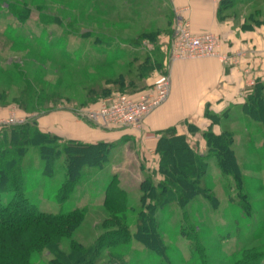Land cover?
<instances>
[{
    "label": "rangeland",
    "instance_id": "rangeland-1",
    "mask_svg": "<svg viewBox=\"0 0 264 264\" xmlns=\"http://www.w3.org/2000/svg\"><path fill=\"white\" fill-rule=\"evenodd\" d=\"M7 1L30 9L24 21L11 13ZM164 1L0 0V136L8 132L9 118L22 124L52 109L81 119L79 112L94 110L104 98L153 88L168 74L164 66L176 21ZM241 7L246 15L264 18V0H244ZM151 32L156 33L152 40L146 36ZM147 55L155 68L143 79L136 69ZM227 122L240 180L237 183L222 173L215 157L209 156L201 183L212 190L217 203L212 205L199 194L184 209L172 203L158 210L166 261L132 237L140 208L139 183L147 171L138 146L130 140L123 148L114 143L102 168H85L64 198L58 193L65 179L62 156L54 160L50 172L43 173L44 162L30 146L20 165L22 200L37 212L82 208L83 219L59 238L56 225L45 219L25 231L0 233V264H70L79 245L99 251L94 264H234L243 255L264 252V142L254 154L257 136L248 142L239 118ZM205 130L199 132L203 140ZM190 131L198 130L190 126ZM260 137L264 141V135ZM113 173L127 194L124 220L130 238L107 246L101 235L110 225L102 228L100 223L114 216L102 203ZM10 195L0 192L1 202L6 203Z\"/></svg>",
    "mask_w": 264,
    "mask_h": 264
},
{
    "label": "trees",
    "instance_id": "trees-1",
    "mask_svg": "<svg viewBox=\"0 0 264 264\" xmlns=\"http://www.w3.org/2000/svg\"><path fill=\"white\" fill-rule=\"evenodd\" d=\"M6 6L21 21H24L30 13V9L23 3L14 5L7 1ZM263 21L264 19L257 22ZM155 35L156 33L151 32L146 36L152 40ZM154 68V61L147 55L137 67V75L144 79ZM164 69L167 71L168 61H166ZM123 81L119 83H123ZM133 81H130L129 84H133ZM262 88L263 86L259 84L252 87L250 95L242 105V110L249 117L264 124ZM141 89H144V85L137 91ZM104 94L102 93V95ZM49 111L52 109L42 111L40 116ZM206 116L211 119L212 123L217 118L208 111H206ZM37 117L35 115L22 124H9L8 132L5 131L0 136V192L11 193L6 203H2L0 199V233L25 231L31 224L45 219L49 224L56 225L55 236L59 238L82 221L84 211L82 208H73L56 214L37 212L33 206H28L22 200L24 194L20 165L28 148L34 147L44 162L43 173L50 172L54 166V160L62 156L65 179L58 193H61V198H64L73 190L76 182H79L84 176L85 168L86 170L88 168L96 170L104 166L108 161L109 151L114 146V142L90 143L73 139L61 140L60 136L39 129L36 122ZM203 137L206 149L200 153L194 145L189 143L185 135L176 134L173 127L160 131V137L156 144V152L159 155L156 173L147 172L139 183L140 208L136 212L134 224L136 230L132 237L145 248L152 250L162 261H166L167 247L158 232L156 217L158 210L172 203L184 209L187 203L199 194L212 205L217 203L212 190L207 186H202L201 183V178L206 173L209 156H214L219 170L222 173L230 174L237 183L241 177V170L231 146L233 132L223 130L216 134L211 130V127H208L203 132ZM156 174L161 175L157 180L154 177ZM118 181V176L113 173L104 189L103 206L114 213V216L105 217L100 223L102 228L110 225L103 230L101 235V238L104 237L108 240L107 246L127 242L130 238L124 220L127 194L119 186ZM78 247V252H74L76 256L70 261V264H94L95 259L99 256V251L92 247L86 249L81 248L80 245ZM253 253V255H243L234 264H264V252Z\"/></svg>",
    "mask_w": 264,
    "mask_h": 264
},
{
    "label": "crops",
    "instance_id": "crops-1",
    "mask_svg": "<svg viewBox=\"0 0 264 264\" xmlns=\"http://www.w3.org/2000/svg\"><path fill=\"white\" fill-rule=\"evenodd\" d=\"M244 0H167L170 12L189 21L193 32L208 30L221 38V50L229 55L227 63L212 56L170 61L168 76L170 94L143 121L142 127H101L87 119L55 110L38 116L42 131L64 139L83 142H114L122 146L134 140L145 161L144 171L157 168L156 144L160 131L174 128L185 135L203 153L205 143L199 132L211 127L218 134L230 130L227 120L239 118L245 139L258 142L252 146L256 154L263 143L264 124L249 117L242 105L255 84L262 85L264 99V18L245 14ZM238 5V7L236 6ZM235 7V9H234ZM206 111L216 116L215 122ZM190 126L198 130L190 131ZM231 131V130H230ZM253 136V137H252ZM262 138V139H261ZM252 142V141H251ZM119 143V144H117ZM114 144V146H115ZM252 144V143H251Z\"/></svg>",
    "mask_w": 264,
    "mask_h": 264
},
{
    "label": "built area",
    "instance_id": "built-area-1",
    "mask_svg": "<svg viewBox=\"0 0 264 264\" xmlns=\"http://www.w3.org/2000/svg\"><path fill=\"white\" fill-rule=\"evenodd\" d=\"M175 24L170 37L168 67L171 60L212 56L227 63L229 55L221 50V38L214 32L204 30L192 31L189 21L174 16ZM170 94L169 76L156 82L153 88L142 90L136 94H119L104 98L94 110L81 111L78 115L101 127H136L142 125L146 117ZM16 120L6 119L13 124Z\"/></svg>",
    "mask_w": 264,
    "mask_h": 264
}]
</instances>
